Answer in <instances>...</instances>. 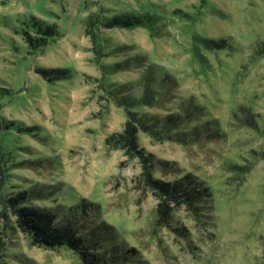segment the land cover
Segmentation results:
<instances>
[{"label": "rangeland", "instance_id": "374dc122", "mask_svg": "<svg viewBox=\"0 0 264 264\" xmlns=\"http://www.w3.org/2000/svg\"><path fill=\"white\" fill-rule=\"evenodd\" d=\"M99 7L104 13L157 8L167 15L153 37L142 27L104 29L109 54L101 63L130 66L104 80L84 32V20ZM32 15L55 21L64 33L37 54L20 33ZM192 34L224 38L229 46L200 47L203 67L193 56ZM150 66L153 87L169 74L175 93L165 106L141 112L164 117L190 102L206 115L186 129L211 127L209 140L187 145L139 132L140 148L156 159V178L169 182L192 172L205 186L209 203L201 219L139 185L138 159L106 146L126 121L107 89L126 84L129 95L141 96L138 79ZM66 67L70 78L55 82L37 72ZM0 82L12 91L0 107V194L28 191L36 206L86 209L99 225L114 226L141 264H264V0H209L202 12L200 0H0ZM160 160L174 161L181 173L164 174ZM161 204L175 212L180 233L165 226L163 212L154 224ZM13 220L10 215L8 223ZM13 238L6 242L7 264H80L69 250L28 245L21 231Z\"/></svg>", "mask_w": 264, "mask_h": 264}, {"label": "trees", "instance_id": "16d2710c", "mask_svg": "<svg viewBox=\"0 0 264 264\" xmlns=\"http://www.w3.org/2000/svg\"><path fill=\"white\" fill-rule=\"evenodd\" d=\"M208 1L200 0L201 12ZM174 13L184 15L194 21L193 15L187 14L181 9H175ZM165 17L167 15L157 8L104 13L103 8L99 7L90 12L84 20V32L92 42L91 49L95 54V60L103 71L102 79L104 80L109 73L130 67L127 60H121L113 65L101 63V58L109 54L105 51L106 40L102 35L104 29L142 27L148 29L153 37L158 35L157 26L161 18ZM198 21L196 20L195 23ZM24 24L20 33L31 54L46 51L50 43L64 35L55 21L49 22L35 15L27 18ZM192 39L198 42L193 44V56L199 59V63L203 67L207 58L201 53L200 47L217 52L229 46L228 40L224 38L216 40L192 34ZM140 64L142 65V63ZM71 71L69 67H66L39 68L37 72H40L49 81L55 82L58 79L70 78ZM153 73L154 70L150 66L138 79L143 87L141 96L129 95V88L126 84L106 88L111 93L114 103L123 107L126 112L123 130L109 134L106 138V146L110 150L120 149L125 156L138 159L142 169L141 173L137 175L139 185L151 186L159 196L166 195L169 199H175L177 203L185 204L189 213L193 214L196 219H201L203 215L201 207H206L209 203V195L205 192V186L196 180L192 172L176 176L169 182L162 178H156L154 176L156 159L153 153H147L143 148H140L139 132L141 130L147 132L156 141H177L187 145L193 142L205 143L211 137L209 136L210 133L212 134L211 127L198 126L196 123L191 126L190 130L186 129L193 120L197 119L198 121L201 116L206 115L202 114L200 108L190 102L180 104L181 109L179 108L164 117H152L150 114L141 112L142 106L154 108L165 106L166 103L171 102V95L175 93L169 74L163 77L158 88L155 89L152 85ZM10 94L12 95L11 89L0 84V107L3 104V98ZM247 120L252 122L253 119L247 117ZM10 124L16 125L14 121ZM20 130L28 132L30 128L22 127ZM159 164L166 175L181 173L174 161L160 160ZM244 167L247 168L245 172L250 171L248 165ZM35 198L28 191L22 190L0 194V206L2 207L0 218L4 220V224L0 225V264H7L5 260V257L8 256L6 242L8 239L14 240L13 237L17 231H21L30 246L51 251H58L62 248L71 251L77 256L80 264H141L138 250L134 246L127 247L126 244H121L114 233V226L107 225L105 222L99 225L93 213H89L86 209L81 211L77 206L71 207V210L65 213L50 209V207L36 206L32 202ZM162 212L166 216L165 226L176 229L180 233L179 227L175 226V212L166 210L162 204L156 209L153 218L154 224L159 220ZM10 215L14 217L13 224L8 223Z\"/></svg>", "mask_w": 264, "mask_h": 264}]
</instances>
